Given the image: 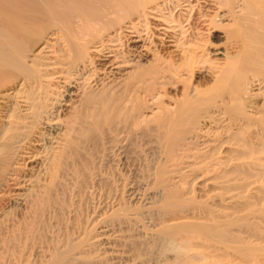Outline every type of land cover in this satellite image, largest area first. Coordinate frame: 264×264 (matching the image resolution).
<instances>
[{"label":"bare ground","instance_id":"1","mask_svg":"<svg viewBox=\"0 0 264 264\" xmlns=\"http://www.w3.org/2000/svg\"><path fill=\"white\" fill-rule=\"evenodd\" d=\"M202 74L212 79V86L189 84ZM138 127L157 134L164 158L201 147L199 169L208 174L196 191L198 199L190 195L192 189L183 191L185 197L166 190L161 197L156 209L161 219L152 234L169 247L163 259L160 242L156 240V247L149 241L159 252H154L159 263L264 264V0H0V188L16 166L40 172L42 164L46 182L36 186L34 197L23 195L31 202L30 211L42 215L62 167L66 170L70 158L88 156L94 149L91 144L83 152V143L98 141L104 130L122 128L133 134ZM122 129L118 132L126 133ZM180 155L174 158L180 160ZM157 171L154 183L159 189L166 178L164 169ZM117 210L103 223L117 219ZM25 227L27 237L31 228ZM103 237L97 247L119 241ZM78 239L60 242V249L54 245L52 254H45V264L105 261L103 252L98 259L96 246L92 253L97 258L89 253L92 248L87 251L92 259L89 254L83 258L82 246L88 242ZM2 241L6 244L7 238ZM13 244L11 249L19 248ZM145 249L151 256L154 249ZM110 252L105 258L118 261L121 254ZM141 256L136 262L144 260Z\"/></svg>","mask_w":264,"mask_h":264},{"label":"rangeland","instance_id":"2","mask_svg":"<svg viewBox=\"0 0 264 264\" xmlns=\"http://www.w3.org/2000/svg\"><path fill=\"white\" fill-rule=\"evenodd\" d=\"M219 40L220 39H217V43L218 44L221 43L220 45L223 46V44H222L223 40H221L220 42H219ZM190 83L194 84L195 86H198V87H203V86L204 87H210L213 85L212 79L209 78L208 76H206L205 74H202V76L199 75V77L196 79H192L191 81H189V84ZM66 119L69 120V118H66ZM139 128L140 127L134 128L135 132L136 131L140 132V133L137 132L136 134H135V132L132 134L131 132L128 131V129H127V131H128L127 132L126 129L121 128L122 130H124V132H126V133H123V131H121L125 135L118 132L121 130L120 128H119L120 130L115 129V133H117V132L119 133V134L117 133L116 136H114L115 133H112L114 130H111L110 133H108L104 130V132H103L104 136L102 135V132L100 133V135L97 136V139L99 137V139L101 141L98 139V141L96 140L93 142H85L86 144L83 143L84 145H82L81 148L82 147H83V149L86 148L85 150L80 148L83 152L84 151L86 152L90 147H92V145L94 146L95 150L92 148L91 152H89V150L91 149L90 148L86 152L87 154L90 153L88 156L84 155L85 154L84 153V154H80L81 158H78V157H74L75 159L73 157L70 158L72 160H75L73 162V164L75 162L77 164V165L76 164L71 165L72 160L68 161L69 162V163L67 162L68 164H65V167H67L69 165L68 166L69 170H67L68 168L66 170H67V172L70 171V173L68 174L70 176L67 175L66 170L64 169V167H62L63 170H61V172L63 171L65 174L62 172L63 175L60 173L61 176H59V175L57 176V177H60L61 179L60 178L56 179V183L54 184V186L52 188V193L50 196L52 202H51V200H49L50 203H53V201H54V204L56 203L55 207L53 208L52 206H54V204L52 205L48 202L49 204H46V207L47 208L50 207V208L48 210H45V209H47L45 207V209L43 210L45 212V214L43 213V211L41 212L42 215L41 214L40 215L43 216L42 219H41L39 214H33V212H31V211H34L31 207V205L29 204L31 202H29L28 199L24 200L25 199L24 196L27 197V194L28 195L30 194L32 197H34L36 195V193L34 191H37L36 186L44 185V183L46 182V180H45L46 178H44L46 176V172H47L46 167H44V166L42 167V164H41L42 162H41L40 163L41 164L40 172H39L38 171L39 169L37 170V168L35 170L34 169L29 170V167L21 169L20 166H16L13 169V171L15 170V172L11 171L13 174L10 173L11 176H9V177H12V178L8 177V179H7V181H8V182H6L7 185L4 184L3 186H1V188L3 190H1V188H0V234L1 235L3 234L2 236H0V245H1L0 250H2V251H0V253H1L0 254V260L3 258L0 261V264H24V263L25 264H45L46 260H47L46 255H48V254L50 255L52 250L56 246L58 247V245L62 248V246H64L65 244H68L69 241L71 242V240H74V239L76 240V238L77 239L80 238V240L79 239L77 240L78 242L83 241V240L87 241L88 243L84 242L87 245L91 244V242H92V244H95L96 241L98 242L99 238L102 239V237L105 235L109 236V238H112V239H118L119 241L115 242V243L114 242L110 243V244L105 245V246L104 245L101 246L98 243L97 244V245H99L98 247L96 246V244L95 245L91 244L88 247H87V245L83 244L82 248L85 250L86 255L84 254V251L82 248H81V251L80 250L78 251L79 255L84 254L83 258H85V256L87 257V255L89 253H92V252L96 253V251L99 249L97 252V254L100 252L98 254V256L95 253H92L93 255L92 254L91 255L93 256V259H94V254H95V258L98 257V259H99L100 258L99 255H102L101 253L103 252V254H105V255H102L104 257L101 256V258H104L106 262L107 261L109 262V263L107 262L106 264H121V263L123 264L124 261L126 262L124 264H130V262H132V261H134V263H137V264H139V263L140 264H147V263L148 264H154L153 261H155L156 256H157L156 257L157 261H155V264L159 263V261L161 263V259L159 260L160 257H158V256H159V254L161 255L162 253H163L162 254L163 256H164V254L165 255L167 254V252H168L167 250H166V253H164L167 244L165 245L166 242L165 243L163 242V245H162V241H159L152 234V233H154V230H156L155 228H157L159 226L158 224L160 222L157 223L159 221V220L157 221V219H161L160 213L158 214L159 211L156 210L158 208L159 204H161V201L164 200V198L161 199V197H165L168 194V193H165V190H166V192L169 191V195H170V192L171 193L176 192V194L179 192L181 195L180 194H178V195H180L181 197L183 195V197H185L184 192H186V189H190V190L192 189L194 192L192 191L193 194H190V195H192V197L195 195L194 198L198 199V192H196V191H198V188L202 184V182L205 181L206 179H208V174H206V173H204V171L200 170L201 169V165H199L200 160L197 156H198V151L201 147L196 146V148H197L196 152L197 153L194 151V149H195V146H194L193 150H191L192 147H190V150L188 151L189 153L187 155H184L183 153L181 155L178 154V155H180V160L175 159V158H179V157H177L178 155L174 156L175 158L174 157H167L166 158V156H165V158L167 159V162H166V160L164 158V154L161 151L162 146L159 144L161 146V149L159 150L160 146L157 148L158 144H156V142L159 143L157 136H155L157 134L153 131H149V133H148V131L142 132V131H140L141 129L139 130ZM105 133H107L108 136ZM128 133H131L132 136H131V134H128ZM110 134L112 135V137L113 136L114 137L113 138L110 137L111 136ZM141 135H143V137ZM100 136H101V138H100ZM102 136L104 138L106 137V139H104ZM154 136L157 139L156 138L154 139ZM124 140H125V142H124ZM155 140H158V141H155ZM87 143H89V144L87 145ZM96 144H98V145H96ZM86 146H88L89 148ZM81 150H79V152H82ZM190 152H192V154ZM193 153H196V154H193ZM83 155L86 156L88 159H86V157H85V160L82 159V157L84 158ZM183 155H184V157L186 156L187 158L186 157L183 158ZM89 156H90V158H89ZM168 158H169V160H168ZM76 159L79 161H77ZM80 159H82V161ZM88 161L92 162L93 165L90 163V165H92V166H89ZM196 162L198 163V165H196L197 164ZM78 163H80V164H78ZM83 163H86V164L81 166V164H83ZM161 163H162V166L164 168L163 167L161 168V166H160ZM87 164L90 167V168H88V170H87V167H88ZM78 165H80V167ZM85 165H86V168H85ZM195 165H196V167H195ZM73 166H74L75 170H74ZM189 166H191V167H189ZM197 166H198V168H197ZM70 167L72 170H70ZM91 167H92V170H91ZM41 168H43L44 170ZM16 169L19 172H17ZM157 169H158V171L159 170L163 171V169H164L165 172H163V173H165V176L163 177V179L166 178V182L164 181V185H162V186L159 185V187H160L159 189L157 187L158 184L156 182H155L156 184L154 183L155 177H156L154 174L156 173ZM76 170L79 173H81V171H83V174L82 173L79 174L78 172H76ZM71 171H74L73 175H72ZM18 173L21 175H19ZM38 173H40V174L38 175ZM75 173H77V174H75ZM14 175H15V178H13ZM74 175H76V176L73 177ZM23 176H24V178H23ZM27 176H29L31 178L29 179V177H27ZM38 176L40 178H38ZM62 176H64V177H62ZM209 176H210V174H209ZM17 179H19V180H17ZM58 179H60V180H58ZM11 180L14 181L13 184H11L12 183ZM167 180H168V182H167ZM18 181L20 182V185L18 184L19 188H17L16 187L17 185H15ZM21 181H25V184H26V182H29L30 185H28V183L25 185L24 182H21ZM36 181H38V182L36 183ZM78 181H80V183ZM192 183H193V185H192ZM6 186H8V187H6ZM13 186L16 187L17 189H15ZM21 186H22V188H21ZM191 187H193V188H191ZM160 189L164 190V191H160ZM20 190L21 191L23 190V191L21 192ZM8 191H9V193H8ZM159 191H160V194H159ZM10 192L12 194L14 193L13 196H15V194H16V196H18V197H11L12 195H9V194H11ZM24 192H25V194H22ZM17 193H18V195H17ZM32 193H33V195L34 194L35 195L33 196ZM164 193L166 194L165 196H164ZM6 194H8V196ZM161 194H163V195H161ZM17 198H18V200H17ZM15 201H17V202H15ZM18 201H19V203H18ZM28 204L30 205L32 210L30 209ZM155 205L157 207L154 208L153 206H155ZM120 208H122V210L124 212H121ZM117 209H120L119 211L124 214V216L127 220H125L124 216H122V214ZM113 210L114 211L117 210V212H119L121 214L120 215L117 213L118 216H120L121 218L115 215L117 217V219H109L110 221L112 220L113 222H110L108 220L107 223L105 222L106 224H104L103 220L108 219L107 217L109 215L111 217L112 212H114ZM134 210H135V212H134ZM31 213L33 215L40 217V218L38 217L39 218L38 219L37 217L34 216L35 219L37 218V220H35V221H38V222H36L38 224H35L34 219H33L34 217L32 218L33 215ZM113 214H115V213H113ZM127 215H129V216L126 217ZM138 216H140L139 217L140 219H136V221H134L136 217L138 218ZM129 217L131 219L133 218L134 220L133 219L132 220L134 222ZM32 219H33V222H32ZM30 220L34 224H31V222H30L29 225L26 224V227L29 226L28 229L31 228L33 231L30 229V231H32L31 234H30V231L27 232V233H29V234H27V237L30 235L28 237L30 240H27L26 235L23 236V234H26V231H27V228L25 227V223L29 222ZM118 220H119V222H118ZM20 223H21V225L19 226ZM123 223H124V225H122ZM140 223H142V224H140ZM156 223H157V225H156ZM32 225H34L35 227ZM154 226H155V228H154ZM24 227L26 228V230L24 229ZM100 227H102V228H100ZM21 228L24 229L25 232L21 231L22 230ZM6 229H8V230H6ZM9 230H12V231H9ZM6 231L8 233L10 232L9 235L7 234ZM3 232L7 236L4 235ZM18 232L20 233V237H22V238H17L19 236ZM16 233H18V234H16ZM16 235H18V236H16ZM31 235H33V236H31ZM79 235L82 237L83 240H81V237ZM3 236L5 238H7V243H9V245H7V243L5 244L6 241L3 243V241L6 240V239H3V241H2V238H4ZM84 236L87 238V240ZM150 236H151V238H150ZM9 237H13L14 238L13 240H15L16 242H19L21 239H23L24 241L21 240L19 242V244H21V245H19L17 243L15 244V241H13L12 238L9 239ZM15 238L20 239V240L17 241ZM68 239H70V240H68ZM89 239L91 240V242ZM127 239H129V240L133 239L132 241H134V242L137 240L138 242L136 241L137 243H135V244L136 245L138 243H140V244H139V246H136L134 244V242L130 241L132 243H129V244H132V245H128L127 242L129 240H127ZM8 240H10V241H8ZM151 240H154V242ZM156 240H157L158 244L160 242V244L162 245L161 247H164V249H162L157 244H155V243H157ZM77 241H72V242L76 243ZM142 241H147L148 243L147 242L142 243ZM149 241L151 243L155 244L156 247L157 246L159 247V248L157 247L158 251L160 249L162 251L160 250L159 251L160 253H159L155 249L156 247H154L153 244H152V247H150L151 243H149ZM57 242H59V244ZM60 242L62 244L64 242H67V243H64V245L61 246ZM104 242H106V241H104ZM124 242H126V244H124ZM2 243L4 245H2ZM13 243L15 244V247H19V248H17V249L12 248L11 249V247H14V246H12ZM141 243L145 245L144 248L142 247ZM10 244H11V246H10ZM146 244H148V247H146ZM16 245H19V246H16ZM54 245H56V246L54 247ZM20 246H22V247H20ZM92 246H94V247L96 246L97 250L93 247L95 251H91V250H93ZM129 246H131V248ZM133 246H136V247H134L136 250L134 248H132ZM140 246H141V248L144 249L145 256H144L143 251H142L143 249H137ZM86 248H87V250H86ZM88 248H92L91 250H89L90 252L88 251ZM109 248L110 249L112 248L113 250H110ZM145 248H149V249L153 248L154 249V251L153 250L151 251V254H152L151 256L155 255V253H159V254L158 255L156 254L155 256H153V258L149 255L151 257V261H150L149 256L147 255L150 253L146 254V252H148V251ZM9 249H11L13 251L15 249L16 250H15V252H13ZM58 249H60V248L58 247ZM119 249H120V251H119ZM167 249H169L168 246H167ZM8 250L11 251V254ZM56 250H57V248H56ZM106 250H107V252H105ZM109 250L112 251V253L114 252L113 253L114 255H115V252H116L117 256H118V254H121L120 256L117 257L118 258L117 260L119 261V263H118V261H114V263H113V259L115 260L114 257H113V259H112V257H110L112 262H111V260L110 261L107 260L108 258H105L106 253H107V255L111 253ZM82 251H83V254L81 253ZM87 251L89 252L88 254H87ZM137 251H138V253H136ZM8 252L10 255L8 254ZM131 253H133V255L137 254V257L134 255L137 259L133 256L131 257L130 256V255H132ZM140 253H142V254H140ZM123 255H124V257H123ZM138 255H140V256L142 255L144 260H145L146 255H147V258H146L147 260L144 261L142 256H141V257H139V259L142 258L143 261L141 262L140 261L141 259H140L139 261L136 262V260H138ZM162 255H161V258L163 259ZM42 256H44V257H42ZM88 256H90V254ZM125 256L127 258L126 259L127 261L124 259ZM106 257H109V256H106ZM130 257L133 259H131ZM44 258H46V259L43 260ZM90 258H91V256H90ZM148 260L150 261V263L147 262ZM101 261L103 262V260H101ZM105 261L103 263H105ZM102 262H101V264H103ZM143 262H146V263H143Z\"/></svg>","mask_w":264,"mask_h":264}]
</instances>
